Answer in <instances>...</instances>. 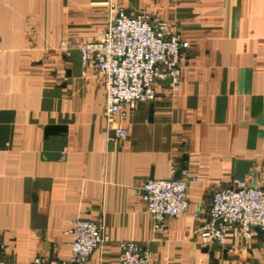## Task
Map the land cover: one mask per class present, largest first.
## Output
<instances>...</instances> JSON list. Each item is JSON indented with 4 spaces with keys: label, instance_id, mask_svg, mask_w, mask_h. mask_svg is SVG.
Wrapping results in <instances>:
<instances>
[{
    "label": "crops",
    "instance_id": "obj_1",
    "mask_svg": "<svg viewBox=\"0 0 264 264\" xmlns=\"http://www.w3.org/2000/svg\"><path fill=\"white\" fill-rule=\"evenodd\" d=\"M120 9L169 21L190 42L179 87L158 84L155 101L117 120L123 142L108 138L105 78L79 50ZM48 126L66 130L46 135ZM150 177L199 179L166 233L142 198ZM233 177L264 186V0H0L5 261L69 259L70 225L84 218L107 236L87 264H119L125 240L142 244L149 264H264L257 231L225 245L199 237L215 190Z\"/></svg>",
    "mask_w": 264,
    "mask_h": 264
},
{
    "label": "built area",
    "instance_id": "obj_2",
    "mask_svg": "<svg viewBox=\"0 0 264 264\" xmlns=\"http://www.w3.org/2000/svg\"><path fill=\"white\" fill-rule=\"evenodd\" d=\"M61 47L68 49L70 45L63 41ZM189 48L190 42L173 23L124 9L111 13L98 39L79 45L84 67L94 64L105 78L103 116L109 139L122 142L128 139L127 127L117 120L125 119L139 104L155 101L158 84L166 85L165 81L170 79L171 89L179 87ZM175 171L173 168L172 173ZM198 180L150 177L145 181L142 198L155 232H168L166 219L178 217L188 209L190 184ZM257 227L264 231V186L256 178L233 177L226 186L215 190L209 221L198 234L206 245H225L231 234L251 239ZM69 233L72 236L69 259L37 256L32 264H87L90 256L107 241L103 223L92 219L73 220ZM3 247L0 231V264H15L2 258ZM149 262L150 253L138 241L120 243L119 264Z\"/></svg>",
    "mask_w": 264,
    "mask_h": 264
},
{
    "label": "water",
    "instance_id": "obj_3",
    "mask_svg": "<svg viewBox=\"0 0 264 264\" xmlns=\"http://www.w3.org/2000/svg\"><path fill=\"white\" fill-rule=\"evenodd\" d=\"M170 82H171V80L168 79L165 81V84L167 86H169ZM64 130H66V127H64V126H48L46 129V135L57 134V133H60ZM187 159H188L187 156H184L182 158V162H184ZM184 169H186V167L184 165H182L179 173H181ZM255 230L257 231V233L259 234L260 237H262L264 235V231H262L259 227H257ZM205 250L207 251L208 248H206ZM211 254H212V252H211Z\"/></svg>",
    "mask_w": 264,
    "mask_h": 264
}]
</instances>
